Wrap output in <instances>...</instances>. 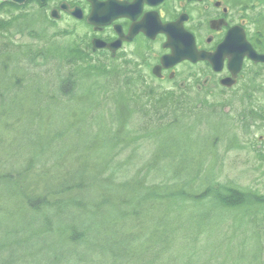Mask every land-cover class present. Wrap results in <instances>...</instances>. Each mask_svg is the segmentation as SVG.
<instances>
[{"label": "rangeland", "instance_id": "obj_1", "mask_svg": "<svg viewBox=\"0 0 264 264\" xmlns=\"http://www.w3.org/2000/svg\"><path fill=\"white\" fill-rule=\"evenodd\" d=\"M14 13L0 7L5 23ZM29 15L17 30L0 27L5 106L12 108V93L23 89L15 99L20 119L0 121V157L6 158L3 163L11 160L16 143L25 131L30 133L10 167L22 171L31 161L33 173L21 177L25 192L41 187L48 176L64 180L77 172L93 182L91 196L110 188L109 215L120 212L122 195L131 196L124 209L139 214L120 228L134 237L125 260L129 264H264V168L253 152L222 153L225 140L243 131H231L223 123L215 92L201 98L206 105L200 107L196 94L182 93L179 78L172 82L154 77L153 65L143 69L144 79H137L135 74L124 76L120 64L102 52L58 53L59 47L76 45L73 39L85 31L78 24L76 32L64 31L73 27L67 21L51 29L42 13ZM178 70L182 75L187 71L185 66ZM67 77L76 83L66 96L62 85ZM130 79L133 83L126 82ZM126 97L133 99L131 108ZM177 105L186 109L174 115L178 126L158 131L164 115L158 112L151 119L154 108ZM148 163L154 164L146 170L145 183L177 181L180 187L184 182L183 188L197 197H188L184 204L185 197L137 201L148 187L130 183L124 190L120 183L141 178L137 172ZM112 177L115 185L109 184ZM113 256L99 254V264H114Z\"/></svg>", "mask_w": 264, "mask_h": 264}, {"label": "flooded vegetation", "instance_id": "obj_2", "mask_svg": "<svg viewBox=\"0 0 264 264\" xmlns=\"http://www.w3.org/2000/svg\"><path fill=\"white\" fill-rule=\"evenodd\" d=\"M0 7L13 10L16 21L42 13L51 29L67 21L73 27L64 31L76 32L78 24L84 35L57 52L98 50L92 53L116 60L126 77L144 79L145 67L153 65V72L173 54L171 43L211 57L163 68L161 79L179 78L182 92L196 94L200 107L215 92L223 123L243 131L225 140L222 153L253 152L264 168V0H26Z\"/></svg>", "mask_w": 264, "mask_h": 264}, {"label": "trees", "instance_id": "obj_3", "mask_svg": "<svg viewBox=\"0 0 264 264\" xmlns=\"http://www.w3.org/2000/svg\"><path fill=\"white\" fill-rule=\"evenodd\" d=\"M10 20V23H5L6 21L4 22L0 18V27L7 25L6 28L12 26L17 30L21 23L15 22L14 18H10ZM15 32L17 33V31ZM1 53H5V49L0 48ZM3 83L4 79L0 77V88ZM75 83L71 77H67L62 85L63 94L66 96L72 94ZM22 91L21 87L19 92L12 93L10 100L14 102H11L13 106L10 108L5 106L7 97L0 90V121L2 119L7 121L20 119L22 115L17 112L20 110L15 108V99L21 95ZM46 97L56 100L49 95ZM168 98L170 103L171 97ZM126 99L129 100L131 108L133 99L131 97H126ZM178 103L176 101L175 104ZM130 108L127 111L132 114L129 111ZM153 111L154 114L149 116L151 119L158 112L164 115L157 126L158 131H164L178 126L176 123L178 117L174 115L179 112L184 113L186 109L177 105L167 106L164 109L156 107ZM121 116L122 114L118 115V117ZM125 116L124 114V118ZM8 124L11 125V123ZM29 139L30 133L25 131L21 142L16 143V153L10 158L11 160L3 163L6 158L3 156L1 159L0 157V264H99L101 263L99 254L107 253L114 255V264H118L119 260L128 263L125 260L131 256L133 249L131 243L134 237L131 232L123 233L120 228L128 225L132 216L139 214L138 211L131 213L124 209L131 202V196L122 195L117 203L118 208L121 209L120 212L116 215H109L107 207L110 201L108 196L110 188L106 187L99 196H91L93 182L83 173L80 175L77 172L71 173L64 180L48 176L41 187L25 192L21 186L23 180L21 177L33 173L29 167L31 161L22 166L24 167L22 171H13L10 167L16 165L15 161L18 159L16 154L22 150L23 144ZM166 141L168 142V140ZM116 143L121 144L120 142ZM153 164L148 163L138 170L137 173L141 178L120 183L124 190L130 183L141 188L148 187V190L145 189V193L139 195L137 201L159 203L162 200H183L185 197L184 204L188 197H197L196 194L188 193L183 188L184 182L180 187L177 181L160 184L145 183L143 179L147 180L149 172L146 170L148 167H153ZM115 183L112 177L109 184L115 185ZM15 198L18 200L14 203ZM226 198L229 197L226 196ZM228 200L225 202L227 203ZM118 243H126L128 246L117 247Z\"/></svg>", "mask_w": 264, "mask_h": 264}, {"label": "water", "instance_id": "obj_4", "mask_svg": "<svg viewBox=\"0 0 264 264\" xmlns=\"http://www.w3.org/2000/svg\"><path fill=\"white\" fill-rule=\"evenodd\" d=\"M3 2H7V1H14L16 3H24L26 0H0ZM171 48L173 49V54L170 56H165V58H163L162 61V67L166 68V67H173L175 65H177L180 62L183 61H187L190 60L193 63H197L199 61V59H208L209 61L213 59L209 56L206 55H202V54H194L193 51H183L182 46L179 42L176 43H171L170 44ZM188 46V43L186 44V47ZM111 50H114L115 48H110ZM161 66H157L154 69V73H156L158 76L161 77V72H160Z\"/></svg>", "mask_w": 264, "mask_h": 264}]
</instances>
